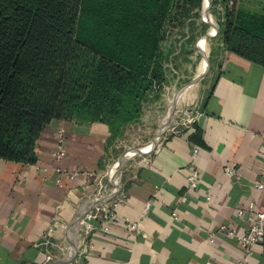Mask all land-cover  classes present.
<instances>
[{
  "label": "crops",
  "instance_id": "crops-1",
  "mask_svg": "<svg viewBox=\"0 0 264 264\" xmlns=\"http://www.w3.org/2000/svg\"><path fill=\"white\" fill-rule=\"evenodd\" d=\"M203 65L198 64L197 79ZM212 77L198 109L190 106L197 97L195 79L185 106L161 122L194 111L191 121H175L149 153L128 157L115 198L99 193L95 183L111 160L110 131L103 123L53 121L37 141L36 163L0 158V264H44L47 252L54 256L51 264L67 259L71 239L80 241L78 221L71 238L69 229H59L48 236L53 245L47 246L48 229L56 219L69 226L95 206H110L112 217L105 219L104 210L101 218L86 214L80 232L87 245L71 263L264 264V243L242 260L237 238L225 231L246 234L251 203L254 212L264 211V189L255 186L264 183V66L224 47ZM61 129L66 155L58 161L52 153ZM117 167L110 177L118 190ZM227 167L236 168L238 177L230 178ZM57 168L78 175L68 179ZM191 168L201 173L196 189L187 180ZM127 219L140 221V230L131 233Z\"/></svg>",
  "mask_w": 264,
  "mask_h": 264
},
{
  "label": "trees",
  "instance_id": "trees-1",
  "mask_svg": "<svg viewBox=\"0 0 264 264\" xmlns=\"http://www.w3.org/2000/svg\"><path fill=\"white\" fill-rule=\"evenodd\" d=\"M176 1L0 0V158L36 163L53 121L121 136L162 83L159 47ZM232 7L224 46L264 66V12Z\"/></svg>",
  "mask_w": 264,
  "mask_h": 264
},
{
  "label": "rangeland",
  "instance_id": "rangeland-1",
  "mask_svg": "<svg viewBox=\"0 0 264 264\" xmlns=\"http://www.w3.org/2000/svg\"><path fill=\"white\" fill-rule=\"evenodd\" d=\"M235 4L236 8L242 7L245 11L264 12V0H209L208 4H204L203 0H193L192 3L191 0L176 1V7L164 28L163 39L159 47V57L164 73L162 83H155L153 91L149 92L140 118L128 124L121 136L110 140L111 160L103 173L102 185L95 180L97 190L113 198L119 194L121 191L120 172L123 166L132 160L128 157L131 155L130 158L138 159L140 154L146 155L152 150L147 147L155 141L162 125V119L169 111L173 112V110L181 109L180 106H185L187 88L197 79L198 64L204 61L202 74L198 77L195 88L197 97L190 103L194 111L198 109L201 96L212 85V76L217 70L221 52L225 47L223 31L227 22V9ZM204 8L208 15L204 13ZM203 39L210 43L209 47L207 43L204 45ZM174 99H179L175 107H173ZM192 113L186 114L184 111H179L169 118L163 135L175 121H191ZM138 150L140 152H136ZM122 156H127L128 160L124 165H119L118 162ZM115 165H118L119 169L117 172L119 173V189L113 193L115 184L111 181L110 173Z\"/></svg>",
  "mask_w": 264,
  "mask_h": 264
},
{
  "label": "built area",
  "instance_id": "built-area-1",
  "mask_svg": "<svg viewBox=\"0 0 264 264\" xmlns=\"http://www.w3.org/2000/svg\"><path fill=\"white\" fill-rule=\"evenodd\" d=\"M65 133L63 131V129L59 130L58 133V145H57V149H55V151L52 153L53 157H55L56 160L61 161L62 159H64L66 152H65ZM198 150L195 149L194 150V155L196 156ZM57 171L60 172L61 174L65 175V177H67L68 179H73L74 177H76L78 175L77 171L74 172H68L65 170H62L61 168H57ZM226 174L230 177V178H237L238 177V171L236 168L234 167H227L225 169ZM104 175H99L95 177V180L97 181V183H100L102 185V180H103ZM188 184L189 187L191 189H196L201 181V173L200 170L197 168H191L189 169V173H188ZM59 183L60 180H59ZM255 186L260 188V189H264V183L262 181H255ZM118 191L116 188L114 189V192ZM113 192V191H112ZM100 193V190H99ZM100 202V201H98ZM101 203V202H100ZM149 208V204L147 205V209ZM254 208V203H251L249 205V212L253 217V221L251 223L250 228L248 229V231L246 232L245 235L239 236L236 235L235 231L233 230H225L227 232L228 235L234 236L237 238L239 245L242 247L243 251H244V257L242 258V260L245 259L246 256L251 255L254 252V247L258 244H260L261 242L264 243V211L261 212H254L253 211ZM95 211L94 208L89 212L91 214H89V218H101V210L106 211V213L104 214V218L108 219L109 217L111 218L112 216V212H111V207L110 206H103L98 207L95 206ZM94 212V213H93ZM242 214V212L240 211L238 213V216H240ZM141 217H144V215H142ZM126 226L128 227V229L130 230L131 233L134 232H138L140 230V221H129L127 219V222H125ZM225 229V227H223ZM61 230L65 231L67 229H69V226L67 225V223H63L61 222L59 219H56L54 224L48 229L47 231V235H46V240L44 242V244L48 245H53V243L51 242V240L49 239L48 236L52 235L55 231L57 230ZM106 230H109V227L105 228ZM130 238V236L128 237ZM80 241H79V246H78V254H80L79 250H80V246H86L87 242H85V240L81 237V232H80ZM71 251V250H70ZM54 261V256L51 252H47V256H46V261L44 264H51ZM69 264H75V263H69Z\"/></svg>",
  "mask_w": 264,
  "mask_h": 264
},
{
  "label": "water",
  "instance_id": "water-1",
  "mask_svg": "<svg viewBox=\"0 0 264 264\" xmlns=\"http://www.w3.org/2000/svg\"><path fill=\"white\" fill-rule=\"evenodd\" d=\"M167 115V114H166ZM163 127V128H162ZM167 127V125H162L158 131V134H157V137L155 139V141L153 142V144L150 146V148H154L157 143H158V140L159 138L163 135V132L165 130V128ZM136 152H140L139 150L136 151ZM127 156H122L120 158V161L118 162V164L120 165H124L127 161ZM97 204H99V202H97ZM93 209V207H92ZM92 209H89V210H86V211H82L80 214L78 213L76 218L70 223L69 225V237L71 238L72 237V230H73V225L78 221L79 223L82 222V220L84 219V217L86 216V214L88 212H90ZM81 228V227H80ZM80 228L77 230V234L80 235ZM80 238V236H78ZM69 243H70V240H69ZM71 251H70V254L68 256L67 259H63V260H60L58 262H56L55 264H69L71 263L75 257L77 256V253H78V246H79V243H77V241H75L74 239H71Z\"/></svg>",
  "mask_w": 264,
  "mask_h": 264
},
{
  "label": "bare ground",
  "instance_id": "bare-ground-1",
  "mask_svg": "<svg viewBox=\"0 0 264 264\" xmlns=\"http://www.w3.org/2000/svg\"><path fill=\"white\" fill-rule=\"evenodd\" d=\"M203 3H204V4H208V3H209V0H203ZM204 13H205L206 15H208L207 12H206V10H205V8H204ZM207 32H208V31H207ZM207 36H208V35H207ZM203 40L205 41L206 39H203ZM77 225H78V226L80 225L79 227H81V223L78 222ZM69 247L71 248V246H69Z\"/></svg>",
  "mask_w": 264,
  "mask_h": 264
}]
</instances>
